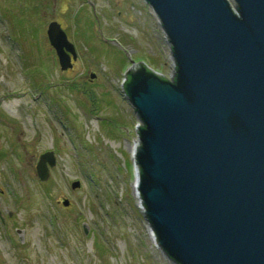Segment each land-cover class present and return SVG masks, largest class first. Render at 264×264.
<instances>
[{"label":"rangeland","instance_id":"374dc122","mask_svg":"<svg viewBox=\"0 0 264 264\" xmlns=\"http://www.w3.org/2000/svg\"><path fill=\"white\" fill-rule=\"evenodd\" d=\"M52 20L77 52L64 70ZM131 61L167 78L174 69L146 0H0V264H174L132 186L140 120L123 90ZM49 150L54 165L40 180Z\"/></svg>","mask_w":264,"mask_h":264},{"label":"water","instance_id":"95a60500","mask_svg":"<svg viewBox=\"0 0 264 264\" xmlns=\"http://www.w3.org/2000/svg\"><path fill=\"white\" fill-rule=\"evenodd\" d=\"M146 1L174 69L167 78L131 61L124 71L140 120L143 215L174 264H264V0ZM47 35L60 68L72 67L75 45L58 21ZM53 165L52 151L40 155V180Z\"/></svg>","mask_w":264,"mask_h":264},{"label":"bare ground","instance_id":"6f19581e","mask_svg":"<svg viewBox=\"0 0 264 264\" xmlns=\"http://www.w3.org/2000/svg\"><path fill=\"white\" fill-rule=\"evenodd\" d=\"M137 142H138V140H135V144L129 146V148H130L132 151L134 150V152H135V150H136V147L139 145V144L137 145ZM132 186H133V188H134L136 191L138 190V187H137V179H136L135 182H133ZM137 192H138V191H137ZM138 197H139V195H138Z\"/></svg>","mask_w":264,"mask_h":264},{"label":"trees","instance_id":"16d2710c","mask_svg":"<svg viewBox=\"0 0 264 264\" xmlns=\"http://www.w3.org/2000/svg\"><path fill=\"white\" fill-rule=\"evenodd\" d=\"M96 241H97V242H95L96 247L100 248V250H101L100 241L99 240H96ZM146 259H147V257H146Z\"/></svg>","mask_w":264,"mask_h":264}]
</instances>
